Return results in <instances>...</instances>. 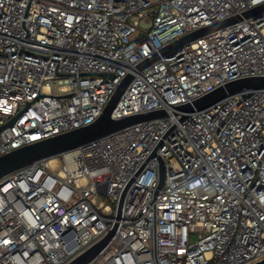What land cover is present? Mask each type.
Wrapping results in <instances>:
<instances>
[{
  "label": "built area",
  "instance_id": "obj_1",
  "mask_svg": "<svg viewBox=\"0 0 264 264\" xmlns=\"http://www.w3.org/2000/svg\"><path fill=\"white\" fill-rule=\"evenodd\" d=\"M262 3L0 0V156L93 123L129 73L112 117L167 112L0 178V264H68L116 224L88 264L263 260L264 88L176 106L264 76V13L137 67Z\"/></svg>",
  "mask_w": 264,
  "mask_h": 264
},
{
  "label": "water",
  "instance_id": "obj_2",
  "mask_svg": "<svg viewBox=\"0 0 264 264\" xmlns=\"http://www.w3.org/2000/svg\"><path fill=\"white\" fill-rule=\"evenodd\" d=\"M264 13V3L249 9L242 13V15L232 16L225 20L216 22L210 26L200 28L194 32H191L180 39H177L160 50L159 53H155L151 57L146 58L144 61L138 64V69L142 70L152 64L154 61L160 58L161 55H170L173 52L180 50L185 44L195 40L196 38L203 36L211 31L219 28L226 27L243 17H258ZM134 78L132 73H129L116 91L112 95L111 99L104 108L103 113L93 123L73 129L71 131L55 135L53 137L36 141L32 144L26 145L21 148L14 149L13 151L0 156V178L19 170L35 162L55 157L61 153L76 149L84 144L102 138L112 132L130 126L132 124L150 120L167 115L165 110H155L147 113H139L130 116H125L119 119L112 117V112L125 92L126 88ZM264 88V76H249L239 78L226 83L223 86L216 88L208 94L194 100L191 103H185L176 106L177 110L184 112H194L196 110L207 109L217 102L223 100L229 95L242 94L247 97L252 91ZM186 115L182 116L184 119ZM160 185L161 188L165 180V164L161 160L160 169ZM117 224L108 232V234L100 241L92 245L86 251L75 257L68 264H88L93 258L107 245L111 237L115 234ZM254 264H264V259Z\"/></svg>",
  "mask_w": 264,
  "mask_h": 264
},
{
  "label": "rangeland",
  "instance_id": "obj_3",
  "mask_svg": "<svg viewBox=\"0 0 264 264\" xmlns=\"http://www.w3.org/2000/svg\"><path fill=\"white\" fill-rule=\"evenodd\" d=\"M191 238L194 240L196 239V235H192Z\"/></svg>",
  "mask_w": 264,
  "mask_h": 264
}]
</instances>
